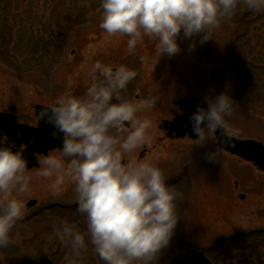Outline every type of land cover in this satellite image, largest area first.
<instances>
[{
	"label": "rangeland",
	"instance_id": "1",
	"mask_svg": "<svg viewBox=\"0 0 264 264\" xmlns=\"http://www.w3.org/2000/svg\"><path fill=\"white\" fill-rule=\"evenodd\" d=\"M12 5L13 10L7 7L5 17L0 15L3 27L12 29L11 33L5 29L6 34L0 37V110L8 112L16 105L22 114L27 113L22 115L27 118L37 104L48 105L66 92L82 97L93 82L88 75L91 65L120 53V61L112 66L124 65L138 72L125 98L137 101L159 97L153 109L140 114L150 118L154 127L150 142L133 155L140 159L146 148L147 157L142 159L161 169L166 183L181 193L176 201L181 219L156 264H170L178 257L188 259L197 251L214 258L221 254L227 261L222 264H264V233L257 241L240 239L245 232L264 228V174L226 151L210 162L205 154L220 147L215 141L209 140L204 147L193 146L187 139L160 142L165 133L159 129L167 119L173 123L171 110H178L175 104L191 92H195V99L225 93L237 107L230 121L235 136L264 143V89L245 85L246 77L235 70L240 51L248 50L246 41L251 39L253 45L256 38L262 48L254 49L248 63L253 61L250 67L264 70V16L257 18L263 10H252L253 14L248 15L251 11L242 0L235 14L222 21L215 38L201 45L199 36L186 40L181 33V52L159 59L155 43L147 37L130 54L126 36L108 37L99 28L101 0H13ZM254 33L256 38L252 40ZM193 41L195 50L190 49ZM23 43L29 48L24 57L18 54ZM33 57L44 70L30 67ZM48 183L35 179L31 192L22 197L25 215L11 230L9 246L0 249V264H34L41 258L69 264L71 246L56 235L64 223L75 225L88 241L86 218L76 212L74 185L66 183L62 194L54 196ZM33 200L38 203L29 208ZM229 237L236 239L233 242ZM76 264L104 261L88 243Z\"/></svg>",
	"mask_w": 264,
	"mask_h": 264
},
{
	"label": "clouds",
	"instance_id": "2",
	"mask_svg": "<svg viewBox=\"0 0 264 264\" xmlns=\"http://www.w3.org/2000/svg\"><path fill=\"white\" fill-rule=\"evenodd\" d=\"M242 0H101L99 28L108 37L126 36L131 54L145 37L155 43L156 55L174 57L181 52L178 39L200 37L205 44L215 38L224 19L231 18ZM250 10H264V0H243ZM196 42L190 45L195 50ZM88 75L93 81L84 96H58L41 108L38 120L62 134V146L37 154L39 167L29 168L24 152L7 135L0 138V249L11 243L10 232L25 215L22 198L33 181H49L47 187L60 196L66 183L74 185L76 212L87 221V236L75 225L64 223L57 237L71 246L72 259L87 251L88 243L104 264H156L181 219L176 201L181 193L166 183L164 173L147 159L133 155L151 140L153 121L143 112L153 109L159 97L137 101L125 98L138 72L124 65L113 67L97 60ZM70 80V78H69ZM208 107L197 106L190 117L196 139L204 147L209 140L224 142L237 134L231 126L236 113L233 99L222 93L206 97ZM223 148L205 154L210 162Z\"/></svg>",
	"mask_w": 264,
	"mask_h": 264
},
{
	"label": "water",
	"instance_id": "3",
	"mask_svg": "<svg viewBox=\"0 0 264 264\" xmlns=\"http://www.w3.org/2000/svg\"><path fill=\"white\" fill-rule=\"evenodd\" d=\"M181 110L185 111L187 116L182 119L186 122L188 126L189 134L196 139L190 122V117L197 110V106L208 107L206 100L194 101L190 106L183 105L180 103ZM42 107H37V115ZM166 124V123H165ZM0 138L3 132L9 137L11 142H15L18 148L21 144L27 146L24 152L25 157L29 161V168L38 166L35 154H47L49 151L58 149L62 146V134L60 136H54L55 131L53 126L48 124L46 121H40V127L38 129H27L20 127L13 117H6L0 114ZM181 120L177 121L175 126H180ZM20 130V133L18 132ZM179 136H184V132H180ZM219 138V146L223 150L229 152L232 155L239 156L248 162H252L261 171H264V145L262 143L253 140H239L231 137L230 141L225 143L224 136L220 131L217 132ZM241 196V199H244ZM36 201H31L28 203V207H33L36 205ZM37 264H52L50 260H43ZM171 264H212L209 259L202 253L198 252L192 258L190 262H186L183 259H175Z\"/></svg>",
	"mask_w": 264,
	"mask_h": 264
},
{
	"label": "flooded vegetation",
	"instance_id": "4",
	"mask_svg": "<svg viewBox=\"0 0 264 264\" xmlns=\"http://www.w3.org/2000/svg\"><path fill=\"white\" fill-rule=\"evenodd\" d=\"M124 50V49H123ZM124 57H125V55L124 54H122ZM117 56V57H116ZM126 56H128V55H126ZM121 55H120V53L119 54H117V53H113V55H110V57L109 58H106V59H104V61L102 62V63H104V64H111V65H115V64H117L119 61H120V59H121ZM119 60V61H118ZM135 87V86H134ZM142 87L144 88V87H146L145 85L144 86H140L139 87V89H142ZM196 94H195V92H191V95L189 96V97H186V98H184V99H180V101H178L175 105H176V107H178V110H171V120H175V118H179V119H184V117H186V115H185V113H183L182 111H181V108H180V103L182 102V103H184L186 106H190L191 105V103L193 102V101H196V100H198V99H195V98H193L194 96H195ZM137 98H141V96L139 95H137ZM37 106H40L39 104H37L35 107H37ZM13 107V108H12ZM11 107V110H14L15 112L13 113L14 114V116L16 117V120L18 121V123L19 124H23V125H27V126H30L31 128H38L39 127V124H40V120H38V116H37V112L34 110V113H32V114H29L28 113V117L27 118H24V117H22V115H24V116H27V113H24V114H22L21 113V111H19L20 109H19V107L18 106H12ZM16 110H15V109ZM0 112L1 113H6V114H11L12 112L10 111V109H9V111L8 112H6V111H1L0 110ZM165 122V121H164ZM166 122H169V119H167L166 120ZM174 122V121H173ZM172 124V125H171ZM173 123H169L168 125H167V127L166 126H161V127H159V129H160V131H163L164 133H165V138H161L160 139V142H163L164 140H169V141H176V140H188V141H190L188 138H191V139H193L191 136H190V134L188 133V126H187V124H186V122L185 121H181V125L179 126V127H175V128H173ZM179 131H184V136L183 137H181V138H178L177 137V135H178V133H179ZM4 136V135H3ZM2 136V137H3ZM1 137V138H2ZM55 150H53V151H50V152H54ZM38 154V153H37ZM37 154L35 155V157H36V159H37ZM147 154H148V152H147V150H146V148L142 151V154L140 155V159H142V158H145V157H147ZM45 155H47V154H45ZM233 158H234V156H232ZM237 158V157H236ZM237 159H239V158H237ZM39 167V166H38ZM263 173V172H262ZM264 174V173H263ZM264 233V228H262V229H257V230H255V231H249V232H245V233H243L242 235H241V238L240 239H243V240H249V239H255V237H258L259 238V236L261 235V234H263ZM234 239H236V238H234ZM239 239V240H240ZM228 240V239H227ZM229 240H232V237H229ZM214 260V259H213Z\"/></svg>",
	"mask_w": 264,
	"mask_h": 264
},
{
	"label": "trees",
	"instance_id": "5",
	"mask_svg": "<svg viewBox=\"0 0 264 264\" xmlns=\"http://www.w3.org/2000/svg\"><path fill=\"white\" fill-rule=\"evenodd\" d=\"M12 1L13 0H3V1L0 0V15L3 14V17H5L7 15L6 14V10L8 8H10L11 10H13ZM2 4L4 5V7H2ZM250 11L251 12L250 13L248 12V15L249 14H253L252 10H250ZM258 14H259V16L257 18H258V20H260L261 19L260 14H262L264 16V10L262 12H258ZM20 22L22 23L23 21L20 20ZM17 24L18 23L15 22V26H17ZM57 25H58V22H57ZM44 26L46 27L47 26V23ZM245 26L247 27V24ZM31 27H32V25H31ZM9 28L10 27H7V26L3 27V24L0 23V37L1 38H3V34L4 35L6 34L5 33L6 32L5 29L9 30L10 33L12 32V29L10 30ZM17 28H19V26ZM254 38H256V34L255 33L252 36V40H254ZM1 40H3V39H1ZM250 40H247L246 43H245V46L248 45V50L244 48V51H242V50L240 51V53H239L240 54V60H239V63H236L237 66H236L235 70L237 71V73H238L239 76L244 77V78L246 77V79L244 80L245 85H248L251 88H256V90L259 91V90H263L264 89V86H263L264 83H262V79L264 78V70L263 69H260L259 67H255V66L254 67H250L249 65H252L253 63H251V62H253V61H251L250 63H248V61H250L249 58L252 55L254 49H256V48L257 49L258 48L261 49L262 47L259 45L260 41L258 42L257 41V38H256V41L253 43V45L250 44ZM254 44H256V45H254ZM20 49H21L22 52H20ZM20 49H19V52H18V54L20 56H23L24 57V54L25 55H28L29 48H27L24 43L22 45V48H20ZM255 57H256V55H255ZM34 58L35 57H33V63H31L30 67L33 66V65H35V68H38L39 67L40 70H44L42 68V64L37 59L35 60ZM35 62H37V63H35ZM23 64L24 65H27V61H25ZM246 67H249V68H246ZM253 81H256L257 84H253ZM242 83H243V81H242ZM257 239H258V237H255L254 240L257 241ZM233 240L235 241L234 238L231 241H233ZM231 246L233 247L234 246V243H232ZM220 256L222 257V255H220ZM218 259H220V257H218Z\"/></svg>",
	"mask_w": 264,
	"mask_h": 264
},
{
	"label": "bare ground",
	"instance_id": "6",
	"mask_svg": "<svg viewBox=\"0 0 264 264\" xmlns=\"http://www.w3.org/2000/svg\"><path fill=\"white\" fill-rule=\"evenodd\" d=\"M38 107V106H37ZM245 164H249L248 162L244 161Z\"/></svg>",
	"mask_w": 264,
	"mask_h": 264
}]
</instances>
